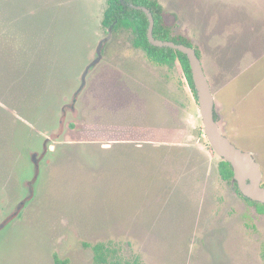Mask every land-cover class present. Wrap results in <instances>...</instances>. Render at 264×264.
Listing matches in <instances>:
<instances>
[{"label": "rangeland", "instance_id": "374dc122", "mask_svg": "<svg viewBox=\"0 0 264 264\" xmlns=\"http://www.w3.org/2000/svg\"><path fill=\"white\" fill-rule=\"evenodd\" d=\"M158 1L264 174V0ZM106 6L0 0V264H102L99 244L104 264H264V213L220 176L179 62L121 28L75 95Z\"/></svg>", "mask_w": 264, "mask_h": 264}, {"label": "water", "instance_id": "95a60500", "mask_svg": "<svg viewBox=\"0 0 264 264\" xmlns=\"http://www.w3.org/2000/svg\"><path fill=\"white\" fill-rule=\"evenodd\" d=\"M121 1L125 5H130L132 8L146 13L148 17L147 37L152 45L176 49L187 56L191 67L205 137L217 155L231 164L234 179L242 195L252 201L264 204V174L261 165L250 151L235 145L223 132L219 121L216 119V103L212 86L196 48L174 40L157 38L154 35L155 18L151 9L144 5L130 4L125 0ZM111 37L112 31L109 30L107 37L99 42L95 58L86 67L82 76L81 87L75 95H78L85 87L89 72L102 61L104 45ZM76 101L77 98L74 99V102Z\"/></svg>", "mask_w": 264, "mask_h": 264}, {"label": "trees", "instance_id": "16d2710c", "mask_svg": "<svg viewBox=\"0 0 264 264\" xmlns=\"http://www.w3.org/2000/svg\"><path fill=\"white\" fill-rule=\"evenodd\" d=\"M130 4L144 5L151 9L155 18L154 35L159 39H169L174 40L179 43H185L187 45L193 46V43L188 37L184 36H174L172 34V27L166 22L165 12L163 6L158 0H125ZM107 6L104 10L102 26L113 32L118 31L121 28L130 29L133 33V44L137 48H141L145 51L147 56L157 64L162 65H174L179 62L184 72L185 78L188 85L192 89L194 96H196V90L193 83L191 67L187 56L176 49L168 47H156L152 45L147 37V27H148V17L146 13L142 10L132 8L130 5H125L121 0H106ZM198 55L201 57L200 51L196 48ZM216 119L217 113H216ZM203 134L204 131L200 130ZM219 173L223 180L230 183L235 187L238 194L246 200L250 205L256 207L259 212L264 213V204L252 201L246 198L240 192L237 182L234 179V173L232 166L229 162L223 159L219 163ZM264 184V183H263ZM95 250L97 251L96 259L99 263H106L108 259L106 258V252L102 245H96ZM56 264H67L55 255ZM123 264H140L137 260L134 262H124Z\"/></svg>", "mask_w": 264, "mask_h": 264}, {"label": "flooded vegetation", "instance_id": "af4514ba", "mask_svg": "<svg viewBox=\"0 0 264 264\" xmlns=\"http://www.w3.org/2000/svg\"><path fill=\"white\" fill-rule=\"evenodd\" d=\"M71 109L73 110L74 109V105L73 106H71ZM66 114V113H65ZM46 141H49V138L48 137H46ZM45 141V142H46ZM46 143H48V142H46ZM45 144V143H44ZM49 145H52V143L50 144L49 143ZM45 153H46V151L45 150H43V151H41V153H39V152H31L30 154H31V156H34V158H35V161L37 162V166H36V174H37V177H38V173H39V162H38V160H40L41 158H43V155H45ZM29 197H31V195L29 196ZM29 197H28V199H29ZM25 201H22L21 203L23 204ZM22 205H20V207H21Z\"/></svg>", "mask_w": 264, "mask_h": 264}, {"label": "crops", "instance_id": "0c3cea01", "mask_svg": "<svg viewBox=\"0 0 264 264\" xmlns=\"http://www.w3.org/2000/svg\"><path fill=\"white\" fill-rule=\"evenodd\" d=\"M102 22V21H101ZM102 40V39H101ZM96 55V54H95Z\"/></svg>", "mask_w": 264, "mask_h": 264}]
</instances>
